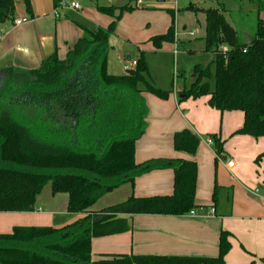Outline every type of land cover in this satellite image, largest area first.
Masks as SVG:
<instances>
[{"label":"trees","instance_id":"16d2710c","mask_svg":"<svg viewBox=\"0 0 264 264\" xmlns=\"http://www.w3.org/2000/svg\"><path fill=\"white\" fill-rule=\"evenodd\" d=\"M121 7H98L112 21L106 29L83 28L82 37L64 60L52 54L32 70L9 67L0 71V212H31L47 184L53 195H67L66 211L81 216L61 228H14L0 235V264H225L229 237L221 232L216 258L104 255L91 259L94 238L129 230L120 216L151 214L184 216L195 209L197 166L186 160L134 161L135 143L144 134L147 107L142 93L167 99L168 92L145 81L149 70L143 54L123 75L107 72L108 39L123 13ZM29 11V0H22ZM17 0H0V26L13 22ZM184 10L204 15V52L214 54L209 68L195 67L183 99L208 97L210 108L244 115L237 135L264 138V23L258 18L252 36L240 42L220 8ZM154 47L174 41V13ZM229 50L225 54L221 48ZM245 51V53L243 52ZM144 85V91L138 86ZM214 139L217 154L223 143ZM176 152L194 155L199 139L189 130L175 133ZM264 157L262 154L258 160ZM156 169L174 173L173 194L126 201L94 212L105 194ZM215 193H213L214 195Z\"/></svg>","mask_w":264,"mask_h":264},{"label":"crops","instance_id":"0c3cea01","mask_svg":"<svg viewBox=\"0 0 264 264\" xmlns=\"http://www.w3.org/2000/svg\"><path fill=\"white\" fill-rule=\"evenodd\" d=\"M165 1L156 0V7L137 3L135 10L127 13L131 19L143 18L140 27L145 25L146 33L139 38L134 36L138 44L145 42L154 49L151 39L167 32L171 23L166 10H173L175 15L173 6L180 11L188 5L203 9L220 8L221 5L229 15L238 11L239 6L245 8L242 1H234L232 10L225 7V0H216L212 6H201L207 0H184L186 4L183 0H172L169 4ZM126 4L128 0H87L86 11H63L56 18V0H29V11L22 0H17L14 21L26 17L29 22L14 26L13 21L0 26L1 71L9 67L36 69L54 53L59 60H64L82 37L83 28L95 29L111 23L112 19L106 15L95 16L92 6L98 9ZM192 14L195 19L203 18L204 44V15ZM158 18L162 21L159 25L156 23ZM68 19H71V24H68ZM189 37H195V33L193 36L189 33ZM204 48L205 45L200 52H204ZM148 74L150 76V72ZM151 83L155 88L168 92V96L161 100L150 93H142L147 107L146 128L135 143L134 161L136 164L154 159L194 162L197 166L195 209L192 215L179 217L151 214L120 216L127 221L129 230L92 239L91 259L95 261L104 255L216 258L219 235L226 232L230 235V250L224 257L225 264H264V157L258 160L264 154V138L236 134L244 122V115L239 111L212 109L208 105V97L183 99L181 92L186 90L185 85L166 89ZM140 86L139 89L144 91V85ZM183 130H189L199 139L194 155L174 149V135ZM212 136L223 143V151L219 154L215 151ZM208 139L213 141L212 146L207 144ZM227 162H233V167L227 168ZM173 182L171 169L151 170L136 177L132 185L124 184L102 196L92 211H101L130 197L171 196ZM46 187L39 193L31 212H0V235L11 234L18 227L61 228L81 218L67 213V195H53L50 186L48 190ZM255 189L260 190L259 195L254 193ZM102 199L104 207L98 206ZM61 214L66 215V220L58 218Z\"/></svg>","mask_w":264,"mask_h":264},{"label":"rangeland","instance_id":"374dc122","mask_svg":"<svg viewBox=\"0 0 264 264\" xmlns=\"http://www.w3.org/2000/svg\"><path fill=\"white\" fill-rule=\"evenodd\" d=\"M76 1L81 6V9H84V11L87 10V0ZM171 1L172 0H166L165 4H169ZM215 1L216 0H207L201 6L215 5ZM225 1V7L229 10L234 8V1H242V3L245 4V8L239 6L240 8L238 11H232L230 15L225 14V18L236 30L239 41L244 42L246 41V37L252 36L258 18L264 23V0ZM137 3L145 7H156L157 5L156 0H138ZM137 3L135 4V7L138 6ZM183 3L186 4L187 2L184 1ZM173 7L175 8L173 23L175 39L171 43H163L160 48H156L152 45L154 49H151L149 45L144 44L145 42L140 45L135 41L134 36L139 38L143 33H146L145 25L140 27V22L143 21V18L136 17L131 19L127 16V12L122 14L121 18L116 21L113 33L110 34L108 39V44L110 46L107 55L108 73L113 75L125 74L124 65L126 64L127 59L128 61L137 60L140 51L143 52L144 59L147 62L150 72V76H146L145 81L152 86L154 85L151 82H154L156 87L159 88L160 85L166 87V89H172L178 87V85H185L186 89H188L193 82L192 77H194L195 67L201 66L203 68H209L211 73L213 72L214 54L200 52L204 46L203 18L196 17L195 19L190 11H177L176 7ZM92 8L95 16H101L102 13L99 12L98 9L93 6ZM89 10L90 9H88V11ZM71 19H68V24H71ZM161 22L160 18L156 21L158 25ZM150 23L152 25L151 21ZM169 23H171V16L169 18ZM109 24L100 28L106 29ZM131 25L135 28H132ZM189 33H195V37H189ZM175 50L177 51V55L173 56ZM1 70L2 69H0V71ZM140 87L141 86L139 85L138 88ZM46 186L45 190H48L50 185L47 184ZM105 198H110V196ZM103 201L104 199H102L98 206L101 205L104 207ZM58 218L66 220V215L61 214Z\"/></svg>","mask_w":264,"mask_h":264},{"label":"built area","instance_id":"2783aa9c","mask_svg":"<svg viewBox=\"0 0 264 264\" xmlns=\"http://www.w3.org/2000/svg\"><path fill=\"white\" fill-rule=\"evenodd\" d=\"M81 10V6L75 2V1H71V0H56V6H55V10H54V16L56 18H59L60 17V13L63 12V11H72V12H79ZM29 22V19L28 18H22L20 20H15L13 22V25L14 26H20L22 24H25ZM194 33H190V36H193ZM228 48L227 47H222L221 48V51L223 54H225L226 52H228ZM245 53V51H243ZM177 55V51L175 50L173 52V56H176ZM136 63L137 61L134 60V61H127L126 64L124 65V70H125V73L131 71L132 69H134L136 67ZM207 144L212 146L213 145V141L211 139H208L207 141ZM234 165L233 162H227V168H232ZM254 193L256 195H259L260 194V191L259 189H255L254 190ZM263 198H264V192H263ZM214 211L211 210V213H213ZM190 215H192V211L189 213Z\"/></svg>","mask_w":264,"mask_h":264}]
</instances>
